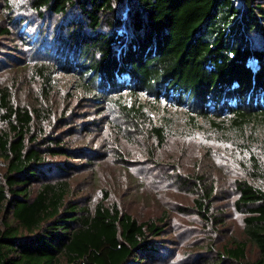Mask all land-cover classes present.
<instances>
[{
    "label": "trees",
    "instance_id": "obj_1",
    "mask_svg": "<svg viewBox=\"0 0 264 264\" xmlns=\"http://www.w3.org/2000/svg\"><path fill=\"white\" fill-rule=\"evenodd\" d=\"M27 2L41 17L46 11L74 17L71 26L65 22L67 30L59 26L63 36L43 30L52 40H40L46 61L35 63L32 75L45 105L51 69L58 67L46 55L50 50L55 57L58 48L65 54L62 69L76 64L79 87L98 104L105 91H143L186 104L191 122L228 116L230 127L222 129L220 121L211 125L236 138L250 140L247 128L264 129V0ZM12 32L3 28L0 36ZM65 52L77 62L70 63ZM107 100L121 119L145 131L150 126L147 134L164 142V126L153 127L142 106ZM52 114L49 106L16 103L11 88L0 87V264H168L158 260L160 248L148 240L162 231L155 223H140L101 203L89 212L68 200L71 188L64 175L74 168L65 161L73 157L70 144L56 132L46 136L40 126L50 123ZM251 162L258 172L259 160L253 155ZM204 190L194 200L203 217L211 195L210 187ZM236 190L244 241L224 247L217 264H264V187L238 181ZM248 245L258 252L253 262L245 261Z\"/></svg>",
    "mask_w": 264,
    "mask_h": 264
},
{
    "label": "rangeland",
    "instance_id": "obj_2",
    "mask_svg": "<svg viewBox=\"0 0 264 264\" xmlns=\"http://www.w3.org/2000/svg\"><path fill=\"white\" fill-rule=\"evenodd\" d=\"M73 18L69 12L56 15L47 11L41 17L29 9L27 0H0V30L13 31L10 36H0V87H10L18 104H41L55 113L50 123L40 126L46 136L56 132L70 144L73 157L65 161L74 168L62 174L71 188L68 200L89 212L101 203L128 213L140 223H155L162 231L157 236L149 235L148 240L159 246V261L217 264L224 247L244 241V215L235 207L238 181L264 187V129L252 133L247 128L246 136H253L250 140L236 138L232 132H219L211 125L220 121L222 129L230 127L228 116L191 122L194 116L188 113L186 104L176 105L171 97L153 99L143 91L136 95L128 90L119 94L105 91V100H99L103 104H98L79 87L73 71L76 64L71 70L62 69L65 54L61 55L58 48H54L55 57L50 50L46 55L50 60L55 58L58 67L51 69L52 91L45 105L39 81L32 75L34 66L39 65L35 63L46 61L39 53L43 44L40 40L51 41L47 33L53 31L54 38L63 36L59 26L67 30L65 22L71 26ZM21 20L25 22L18 26ZM19 34L29 41L24 42L27 39ZM70 54L66 53L68 61L77 62ZM107 98L142 106L153 127L164 126V142L159 144L147 134L150 126L145 131L121 119L116 110H111ZM253 155L260 163L258 172L252 166ZM2 169L0 165L1 173ZM204 187H210L211 195L203 217L194 200ZM257 257V250L248 245L245 261L253 262Z\"/></svg>",
    "mask_w": 264,
    "mask_h": 264
}]
</instances>
